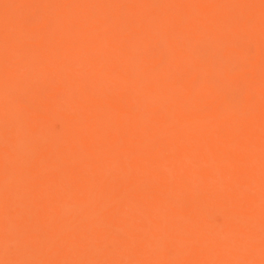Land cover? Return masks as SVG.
<instances>
[{
	"label": "bare ground",
	"instance_id": "6f19581e",
	"mask_svg": "<svg viewBox=\"0 0 264 264\" xmlns=\"http://www.w3.org/2000/svg\"><path fill=\"white\" fill-rule=\"evenodd\" d=\"M0 264H264V0H0Z\"/></svg>",
	"mask_w": 264,
	"mask_h": 264
},
{
	"label": "rangeland",
	"instance_id": "374dc122",
	"mask_svg": "<svg viewBox=\"0 0 264 264\" xmlns=\"http://www.w3.org/2000/svg\"><path fill=\"white\" fill-rule=\"evenodd\" d=\"M9 210H10V211H9ZM11 211H12L13 213H12ZM6 212H7V214H8L9 217H13V216L16 214L17 210H16V209H11V208H10V209H8ZM12 215H13V216H12Z\"/></svg>",
	"mask_w": 264,
	"mask_h": 264
}]
</instances>
